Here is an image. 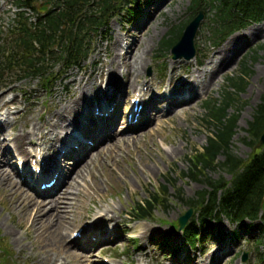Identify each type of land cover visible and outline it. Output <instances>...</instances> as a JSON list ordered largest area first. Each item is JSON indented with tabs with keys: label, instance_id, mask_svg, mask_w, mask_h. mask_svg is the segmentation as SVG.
<instances>
[{
	"label": "rangeland",
	"instance_id": "rangeland-1",
	"mask_svg": "<svg viewBox=\"0 0 264 264\" xmlns=\"http://www.w3.org/2000/svg\"><path fill=\"white\" fill-rule=\"evenodd\" d=\"M190 3L191 0H145L131 16L114 19L109 39H97L93 53L82 67L60 73V81L49 93L42 90L38 80L12 83L13 77L6 76L0 80V171H5L7 180L0 182V264H85L76 258L82 257V252H87L86 261L93 264H107L106 261L108 264H264V247L256 245L259 231L250 233L223 220L221 226L212 227V236L204 246L192 251L183 245L178 230L179 218L187 210L184 201L204 189L203 184L186 179L183 173L188 168L187 157L206 145L209 133L214 136L205 124V103L220 100L227 78L235 77L244 58L253 55L251 49L259 47L256 61H247L252 72L247 86L241 95L233 94L239 101L228 111L234 114L239 110L230 149L244 160L253 154L248 145L247 124L264 91V28L260 25L232 35L208 53L206 50L211 47L204 21L195 38L199 54L192 62L174 61L170 51L160 50L174 28L189 19ZM14 14L12 0H0V38L7 33ZM117 37L124 40L123 47L135 44L125 65L121 62L124 57L117 58L112 49ZM232 41L226 56L230 63L218 71L224 60L221 61L220 55L214 59L213 55ZM139 57L145 66L131 86L137 70L134 63ZM114 58L119 62L113 63ZM197 61H201L198 66ZM114 68L119 70L116 76L109 71ZM173 69L182 72L176 78L180 79L179 84L189 82L185 72L194 84L201 82L197 97L176 111L166 110L168 99H173L172 92L168 98L164 97L170 86L172 89L175 85L172 78L177 72ZM203 71L205 75L201 76ZM97 82L110 84L104 91L111 94L114 91L117 95L107 99L111 102L115 97L118 99L116 104L123 116L130 111L129 101L137 91L143 95V106L149 114L130 130L125 129V117L119 124L116 116L106 122L93 119L94 104L101 100L97 95L103 92V85L97 88ZM78 91L92 97L89 112L79 119L93 147L76 157L61 158L63 147L50 136L57 135L63 140L80 132L79 128L70 131L65 121L69 113L65 108L80 100L76 97ZM47 123L55 125L50 129ZM33 125L37 130L35 145H26L23 153L14 150L10 139L21 131L29 132ZM46 137H49L47 142ZM72 140L65 147L73 144ZM15 157L25 166L34 159L41 164V157L53 158L49 166L60 171L62 182L55 192L66 191L67 196L56 204L55 192L39 194L20 183L10 165ZM217 160L221 162L223 156ZM48 173L43 174L45 178L49 177ZM205 176L211 180H229L220 169ZM166 185L167 193L162 196ZM179 190L183 196H175ZM27 193L30 196H24ZM152 194H159L155 196V208L149 218L140 220L133 209L153 200ZM22 199L49 203L52 210L46 211L45 223L42 219L38 226L29 229L31 208L20 205ZM50 216L57 218V222L51 223ZM78 230H83L80 238L71 240ZM99 230L104 233L97 234ZM163 244L166 249L162 248ZM244 254H247L246 262H242Z\"/></svg>",
	"mask_w": 264,
	"mask_h": 264
},
{
	"label": "trees",
	"instance_id": "trees-1",
	"mask_svg": "<svg viewBox=\"0 0 264 264\" xmlns=\"http://www.w3.org/2000/svg\"><path fill=\"white\" fill-rule=\"evenodd\" d=\"M50 8L44 14L38 12L41 0H18L16 14L10 26L6 48L0 53V77L14 72L18 79L38 78L45 90H49L60 71L79 66L92 49L94 38L107 35L113 18L121 16L134 0H48ZM194 9L209 10L207 25L216 46L231 31L244 29L264 16V0H192ZM27 10L35 14L34 22L25 16ZM174 37L163 42L160 50L168 49L177 41ZM247 59V58H246ZM251 61L257 59L253 51ZM59 69L58 72H55ZM252 72L246 61L241 63L238 76L228 79V91L220 102H208L205 124L214 132L202 153L194 152L188 162V175L203 184L196 195L185 200L187 209L194 215L183 231L184 241L194 248L203 235L214 225L226 220L232 225L260 231L264 239V149L242 160L230 150L236 134L238 114L228 111L238 104L236 96L244 92ZM232 89L233 92L229 90ZM236 100V101H235ZM264 132V92L255 107L246 133L250 145L256 144ZM223 161L218 162V157ZM220 169L230 176L211 180L206 173ZM176 196H183L177 191ZM157 197V196H156ZM156 197L153 198L154 204ZM152 202V203H153ZM146 202L137 206L139 219L149 218L153 206ZM204 241V240H203ZM260 243V242H259ZM264 244V241H263Z\"/></svg>",
	"mask_w": 264,
	"mask_h": 264
},
{
	"label": "bare ground",
	"instance_id": "bare-ground-1",
	"mask_svg": "<svg viewBox=\"0 0 264 264\" xmlns=\"http://www.w3.org/2000/svg\"><path fill=\"white\" fill-rule=\"evenodd\" d=\"M123 42H124V40L122 41V40H120L119 37H117L114 40V42L112 43L113 44V48L112 49L115 52L117 58L119 56H121V57L123 56L124 57V58L121 59V62H123V64L125 65L127 63V55L130 54L131 52H133V49L135 47V44H133L129 48L127 46H124L123 47ZM232 45H233V41L230 42L229 44H227L220 51V53L217 52V53H215L213 55V58L214 59L218 55H220L221 56V61L224 60L223 65L222 66L221 65L219 66L218 71H221L222 68L227 67L229 65L230 60L226 56H227V53H228L229 49L232 47ZM115 62H119V60L116 59V58H114L113 63H115ZM210 63L212 64V61ZM144 66H145L144 60L141 57H139L138 59L135 60L134 68H137V70H136V76L130 82V85L131 86H133L136 78H138V76L141 75V70L143 69ZM173 70H174V72H177V73H175V75H174V77L172 79L178 78L180 76V74L182 73V72L178 73V70L177 69H173ZM109 71H112L111 73H114L115 76L117 75L116 72L119 73V70L116 69V68L109 69ZM204 75H205V72L204 71L201 72V76H204ZM184 76L186 77L187 80H189L190 82H192V78L188 75V72H185L184 73ZM100 85H103V88H102L103 90H107L108 89V86L106 84H100ZM108 85H110V84L108 83ZM130 88L131 87L128 85L127 86V89H130ZM183 93H185L183 95V98L181 100L173 103L169 107V110H173L174 109V111H176V109L178 107L180 108L183 105L189 104L190 101L196 96L197 91L194 88L190 87V83L189 84L187 83V85L185 87H183L182 89H180L179 93H177V94H183ZM191 93H194L195 95L191 96ZM167 94H168V92H167ZM71 97L74 98V96H71ZM76 97H78L80 100L79 101L76 100V103H73L74 105H72L71 107L70 106H67V108H65V110H68L69 111V113L66 114V116H65L66 117L65 121L67 123L66 126L72 125L74 123H77V120L78 119H77L76 116L86 115L88 113V109H89L90 104H91V99L88 98V97H86L83 94L82 91H78ZM72 107H74V108H72ZM61 113H62V111L60 112V114ZM47 124H48V127L50 129H52V127L55 125L54 123H52V124L47 123ZM0 128H2L1 124H0ZM75 128L76 127H74L71 130H74ZM36 131H37L36 130V127H35V125H33L31 127V129H30L29 132H27V131H21L18 135L14 136L12 139H10L11 142H12V145H13V149L19 151L20 153H23L24 147L26 145H30V146L35 145L34 139H36L35 138ZM50 137L53 139V142L60 143V139H59L60 136L58 137L57 135H55V136H50ZM48 138L49 137H46L45 138V141L46 142H47V139ZM41 146H42V144H41ZM44 154H46V153H44ZM47 158H48V161H50V162H52L54 160L53 158H50V157H46V159ZM0 166H1V164H0ZM4 172L5 171L1 169V171H0V182L1 183L7 182V180H6V178L4 177V174H3ZM54 195L55 196L58 195L57 198L55 199V202L54 203L59 204V202L62 199H64L65 196H67V193H66V191L61 192V193L55 192ZM24 196H30V195H28V193H27V195H24ZM17 198H19V197H17ZM32 200H30V199H22V200L19 201L20 202V205H24L26 208H31L30 211H29V214H28V215H30V218H31V224H30L31 226L29 228L30 230L33 229L34 225L35 226H38L42 219L44 220V218L46 217L45 214H46V211L47 210H49V211L52 210V207L51 206H48L49 203L48 204H45V202H43V201L42 202H39V203H34ZM58 208L59 207L56 208V212L59 211ZM49 219H50L51 223L52 222H57V218H51V216H50ZM44 223H45V220H44ZM102 233H104V232H102L101 230H99L97 232V234H102ZM69 243H71V242H69ZM76 258L83 260V262L85 261L84 262L85 264H93L92 262L86 261L88 259L87 252H82V257L81 256H78ZM62 264H66V262H63Z\"/></svg>",
	"mask_w": 264,
	"mask_h": 264
},
{
	"label": "water",
	"instance_id": "water-1",
	"mask_svg": "<svg viewBox=\"0 0 264 264\" xmlns=\"http://www.w3.org/2000/svg\"><path fill=\"white\" fill-rule=\"evenodd\" d=\"M45 11V7L42 6L40 12H44ZM201 15L198 16L191 24H189V26L186 28L182 39H181V43H179L177 45V47H182V45L184 46V43L187 44L190 47L191 50V54L193 55L194 52V48H193V38L195 36V33L198 29L200 20H201ZM188 42V43H187ZM177 47H175L173 51L177 50ZM190 54L189 58L192 57V55ZM258 149H263L264 148V134L261 137L260 143L257 146ZM192 216V210L188 211L184 216H182L179 219V227L178 230H182L184 228V225L186 224V222L190 219V217Z\"/></svg>",
	"mask_w": 264,
	"mask_h": 264
}]
</instances>
